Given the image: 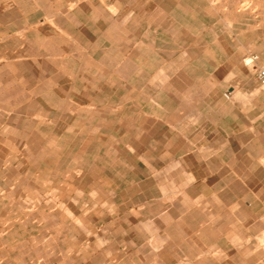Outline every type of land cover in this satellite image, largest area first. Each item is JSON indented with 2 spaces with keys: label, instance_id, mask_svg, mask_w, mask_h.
<instances>
[{
  "label": "rangeland",
  "instance_id": "rangeland-1",
  "mask_svg": "<svg viewBox=\"0 0 264 264\" xmlns=\"http://www.w3.org/2000/svg\"><path fill=\"white\" fill-rule=\"evenodd\" d=\"M251 55L264 0H0V264H264Z\"/></svg>",
  "mask_w": 264,
  "mask_h": 264
},
{
  "label": "crops",
  "instance_id": "crops-1",
  "mask_svg": "<svg viewBox=\"0 0 264 264\" xmlns=\"http://www.w3.org/2000/svg\"><path fill=\"white\" fill-rule=\"evenodd\" d=\"M85 5L87 2L84 1ZM90 4V1H89ZM84 5V4H82ZM107 7V6H105ZM71 10V9H70ZM76 17V16H75ZM76 24L79 25V20H76ZM76 31L79 32H85L88 30L86 25H80V26H75ZM96 30L101 31L103 30L102 33H108L111 32L112 28L111 26L107 25V22H105L104 26L101 25V23L98 24L96 27ZM122 38V37H120ZM246 173V171H245ZM234 175H235V170H234ZM244 183H251L255 184L252 188L251 191L255 192V198H256V205L259 207V210L261 211L259 214H255L254 217L251 218V223L252 225L257 224V223H262L260 224L262 228L260 229V232H264V165L259 161H253L249 162V174L248 176L246 175L245 178L243 179ZM262 216V217H261Z\"/></svg>",
  "mask_w": 264,
  "mask_h": 264
},
{
  "label": "built area",
  "instance_id": "built-area-1",
  "mask_svg": "<svg viewBox=\"0 0 264 264\" xmlns=\"http://www.w3.org/2000/svg\"><path fill=\"white\" fill-rule=\"evenodd\" d=\"M258 61H259L258 56L251 55L250 57L244 59V64L246 67L255 69L257 80L260 86L262 87V89L264 90V67H259ZM225 97L229 99L230 94H225Z\"/></svg>",
  "mask_w": 264,
  "mask_h": 264
}]
</instances>
